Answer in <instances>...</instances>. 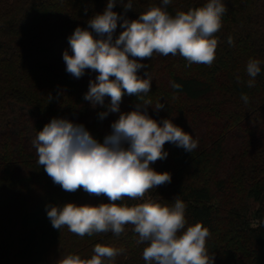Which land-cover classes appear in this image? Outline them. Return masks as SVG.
Segmentation results:
<instances>
[{
	"label": "trees",
	"instance_id": "16d2710c",
	"mask_svg": "<svg viewBox=\"0 0 264 264\" xmlns=\"http://www.w3.org/2000/svg\"><path fill=\"white\" fill-rule=\"evenodd\" d=\"M116 0L113 11L128 20L138 19L161 0ZM207 0H172L167 11H188ZM222 17L216 59L211 67L188 66L185 58L154 53L139 61L152 76L151 90L144 97L152 105L148 115L157 121L170 119L198 147L191 153L166 143L168 153L150 167L169 172L171 183L149 190L145 199L172 206L176 196L186 205V228L200 222L208 228L206 246L214 264H264V0H222ZM108 0H0V264H58L53 252L68 231L54 229L47 217L49 206L73 202L78 205L108 203L106 196L86 193L82 188L66 192L54 184L37 164L32 145L37 133L52 119L82 124L99 142L111 132L120 112H130L142 102L124 94L120 112L104 119V106L86 100L89 82L98 73L86 70L77 79L66 71L63 53L71 54L69 37L77 27L102 14ZM118 21L114 39L123 30ZM95 35V34H94ZM233 44H228V37ZM249 58L261 60L255 86L246 73ZM240 77V83L236 77ZM182 85L177 90L171 87ZM249 96V103L241 94ZM51 97V99H49ZM157 103L164 108L156 111ZM143 201L125 199L129 206ZM251 203L258 204L251 210ZM86 242L79 254L90 259L99 243L123 251L104 264H146L145 244H137L132 225L117 237L74 234ZM78 255V254H77Z\"/></svg>",
	"mask_w": 264,
	"mask_h": 264
},
{
	"label": "clouds",
	"instance_id": "9594fccd",
	"mask_svg": "<svg viewBox=\"0 0 264 264\" xmlns=\"http://www.w3.org/2000/svg\"><path fill=\"white\" fill-rule=\"evenodd\" d=\"M171 2L161 0V6H152L138 19L128 20L113 11L116 0H108L103 13L91 18L87 28L74 30L69 37L71 54L63 53L66 71L77 79L86 70L98 73L89 82L84 98L93 107H103L105 97H110L111 103L99 118L120 112L125 93L137 96L142 103L133 111L120 112L103 143L84 125L54 118L37 133L32 145L37 164L54 184L66 192L82 188L90 195L106 196L109 201L49 206L47 217L54 229L66 226L80 237L109 232L119 237L127 225H132L138 234L136 243L146 245L142 252L146 264H214L215 257L206 246L208 228L200 222L186 228V205L179 196L172 206L145 199L149 190L171 183L169 172L160 173L150 167L167 157L164 145L171 143L191 153L198 147V140L170 119L157 121L148 115L147 107L152 101L144 97L151 90L152 76L148 71L144 77L138 75L140 69L148 67L139 61L152 58L154 53L171 54L185 58L188 66L211 67L218 47L215 34L222 28L227 11L222 0H207L201 7L171 15L166 10ZM124 8L132 9V0ZM118 21L123 30L114 39ZM227 42L232 45L233 38L229 36ZM245 70L251 78L247 86L252 88L261 73V60L249 58ZM236 79L241 82L239 76ZM171 87L179 90L182 85L172 82ZM241 100L247 105L249 96L242 93ZM153 108L159 111L164 104L157 103ZM125 199L143 202L129 206L123 203ZM122 251L97 243L90 259L69 254L58 264H104L105 260L114 261Z\"/></svg>",
	"mask_w": 264,
	"mask_h": 264
},
{
	"label": "rangeland",
	"instance_id": "374dc122",
	"mask_svg": "<svg viewBox=\"0 0 264 264\" xmlns=\"http://www.w3.org/2000/svg\"><path fill=\"white\" fill-rule=\"evenodd\" d=\"M251 210H256L258 208V204L251 203ZM99 234H97V237ZM74 233L69 230L66 233V236L63 240V244L53 252L54 261H58L63 257L69 254H83L86 251V242H81L82 239L75 240ZM94 237V235H92Z\"/></svg>",
	"mask_w": 264,
	"mask_h": 264
}]
</instances>
